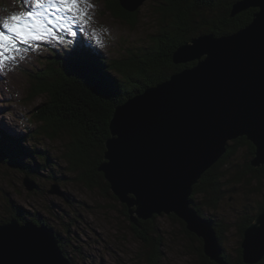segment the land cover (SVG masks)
<instances>
[{"label":"water","instance_id":"water-1","mask_svg":"<svg viewBox=\"0 0 264 264\" xmlns=\"http://www.w3.org/2000/svg\"><path fill=\"white\" fill-rule=\"evenodd\" d=\"M119 1L130 12L144 2ZM250 8L257 12L247 28L223 37L203 35L174 54L177 64L199 65L116 108L106 162L99 168L138 227L135 213L142 219L175 213L204 238L206 254L219 264L228 263L219 258L216 231L191 207V196L229 140L246 136L256 148L252 165H264V0H242L232 16ZM242 249L247 264L264 258V212L244 231ZM0 264L69 262L47 227L12 220L0 224Z\"/></svg>","mask_w":264,"mask_h":264},{"label":"rangeland","instance_id":"rangeland-1","mask_svg":"<svg viewBox=\"0 0 264 264\" xmlns=\"http://www.w3.org/2000/svg\"><path fill=\"white\" fill-rule=\"evenodd\" d=\"M88 3L92 7L83 3L78 5V8L85 10L83 16L79 13H58L53 17L55 27L52 34L41 40H32L31 47L21 44L19 52L6 53L15 59L6 60L0 69V109H3L0 125L5 128V146L8 151L12 150L17 154L18 162H6L5 170L0 169V179L5 181V214L11 221L16 218L15 209L24 214L23 218L28 216L27 220L30 222H32L30 219L40 217L48 225L40 226L33 223V226L47 227L53 232L60 253L69 264H148L144 257L148 250L143 241L144 233L141 234L140 230L134 229L137 225L131 220L130 212L126 214V209L129 211L128 206L121 202L112 190L108 195L101 187L89 188L81 183L78 180V172L71 170L65 157L67 146L72 144L70 136L65 132L49 138L40 132L36 143L28 134L30 131L40 130V122L35 119V110L45 102L43 96L30 95V87L34 80L31 75L50 66L56 60L55 54L58 51L61 57L75 59L77 62L82 61L83 57L75 55L76 50L95 51L94 58L103 56L120 60L129 53L149 47L152 39L162 28L159 15L155 12L157 0H144L138 9L140 15L134 25L118 19L107 8L105 0H88ZM232 8L234 9V6ZM28 10L31 8L25 0H0L2 19L13 13ZM60 16L65 18L60 19ZM192 43L193 40L187 44ZM24 48L28 50L23 51ZM196 64L199 65V62ZM32 119L37 124H33ZM111 137L112 135L109 138ZM243 137L247 138L246 136L238 138ZM247 140L251 142L248 138ZM231 141L229 140L227 148ZM251 143L255 147L254 143ZM249 153L250 148L247 146L238 148L229 167V176L233 177L241 171L248 170V162L253 168L264 166L252 165V161L257 157L256 148L252 159ZM45 156H48V160ZM105 162L106 160L103 163ZM255 177L253 173H249L244 178L245 182L236 184V187L228 183L223 189L226 198L219 209L212 212L203 205L205 216L201 217L199 214L202 220H207L209 215L216 212L217 217L213 220L221 226V233L223 232L224 236L221 241V236L215 229L214 235L221 250L219 258L228 264L229 261L224 258L225 252L233 260L237 258V250L242 239L238 224L242 221L243 211L251 210L250 208L255 211L258 203L261 201V204L264 203V195L257 193L259 179ZM10 200L11 212L6 209ZM3 205L4 203L0 202V209L4 208ZM134 209L138 210L137 206ZM172 215L177 216L175 213L160 215L155 213L150 218L142 219L135 213L133 217L137 218L139 226L141 221H149L156 217L154 222L157 228L154 232L164 241L160 247L162 252L158 264H202L199 249L202 242L205 252L204 238L191 232L187 226V231L184 230ZM177 217L186 224L183 219ZM55 232L62 237V241L56 237ZM204 255L211 262H215L206 252Z\"/></svg>","mask_w":264,"mask_h":264},{"label":"trees","instance_id":"trees-1","mask_svg":"<svg viewBox=\"0 0 264 264\" xmlns=\"http://www.w3.org/2000/svg\"><path fill=\"white\" fill-rule=\"evenodd\" d=\"M238 1L240 0H157L155 12L159 15L162 26L160 32L152 39L153 42L149 47L129 53L120 60L103 56L94 58L95 51L76 50L74 54L83 57L82 61L77 62L75 59L61 57L58 51L55 54L56 60L50 66L31 75L34 80L30 87V95L43 96L45 102L35 110V119L40 122V130L28 132L29 136L33 137L32 139L37 143L36 139L42 132L49 138L66 132L72 141L65 153L71 170L78 172V180L81 183L89 188L101 187L110 195V183L99 168L105 161V143L111 136L110 120L116 108L136 95L143 94L147 89L169 80L173 74L194 67L196 62L181 64L174 62L173 57L178 47L203 35L229 36L248 26L253 21L257 10L250 8L232 16V7ZM105 2L107 8L118 19L131 25L136 24L140 15L139 10L130 12L122 7L119 0H105ZM2 115L3 109H0V118ZM31 122L37 124L33 119ZM5 137V128L0 125V169L3 170H5L6 162H18L17 154L7 150ZM240 146L249 147L250 159L254 157L255 147L247 138L233 140L228 145L223 158L203 175L199 184L194 186L191 207L201 217L205 216L203 205L212 212L218 210L226 198V192L223 191L226 185L230 183L231 186L236 187V184L245 182L244 178L249 173L258 177L257 193L264 195V166L253 168L248 162V170L241 171L233 177L229 176V167ZM41 154L46 155L42 152ZM44 155L41 156L44 157ZM196 198L200 200L197 201ZM0 202L4 203V208L0 209V224L4 225L11 219L5 214V181L3 179H0ZM10 202L11 200L6 206L9 212L12 209ZM261 202L258 203L255 211L252 208L243 211L242 221L238 224L242 239L237 250V258L233 260L227 252L224 255L230 264H247L243 258V234L256 221L257 216L264 212V203L261 204ZM126 211L128 214L129 211L127 209ZM215 213L208 216V220L210 219L212 223L217 217ZM14 214H16L15 219L20 222L28 221V216L23 218L24 214L17 209ZM172 216L187 231L186 224L177 216ZM155 219L156 217L149 221H141L139 227L134 226V229L140 230L141 234L144 233L143 241L148 248L144 257L148 264H158L162 252L160 247L164 244L163 239L155 235L157 228ZM30 220L40 226L48 225L38 216ZM213 224L222 241L224 236L223 232L221 233V226L217 221ZM148 233L151 235L149 236ZM54 234L62 241L58 233ZM203 246L201 242L199 250L202 260L200 262L219 264L216 261L211 262L204 255ZM258 264H264V259Z\"/></svg>","mask_w":264,"mask_h":264},{"label":"snow or ice","instance_id":"snow-or-ice-1","mask_svg":"<svg viewBox=\"0 0 264 264\" xmlns=\"http://www.w3.org/2000/svg\"><path fill=\"white\" fill-rule=\"evenodd\" d=\"M25 3L31 10L13 13L6 19L0 18V69L6 60L15 59L6 53L19 52L21 44L31 47L32 40H41L52 34L55 27L53 17L58 13H79L83 16L85 10L78 8V5L83 3L92 7L88 0H25ZM64 18L60 16V19ZM27 50L28 48L23 49Z\"/></svg>","mask_w":264,"mask_h":264},{"label":"bare ground","instance_id":"bare-ground-1","mask_svg":"<svg viewBox=\"0 0 264 264\" xmlns=\"http://www.w3.org/2000/svg\"><path fill=\"white\" fill-rule=\"evenodd\" d=\"M239 2V1H238ZM230 20V19H229ZM246 22V21H245ZM231 23V22H230ZM201 37V36H200ZM200 37H198V38H200ZM198 38H196V39H198ZM195 39V40H196ZM194 41V40H193ZM188 45H191L192 46V44H188ZM194 62H197V61H194ZM208 220V219H207ZM15 221H17L19 224H33V222H28V221H26V222H24V223H22V222H20L18 219H15ZM212 226L214 227V224L212 223ZM214 229H215V227H214ZM264 259V258H263ZM262 259V260H263ZM262 260H260L258 263H260ZM258 263H256V264H258Z\"/></svg>","mask_w":264,"mask_h":264}]
</instances>
